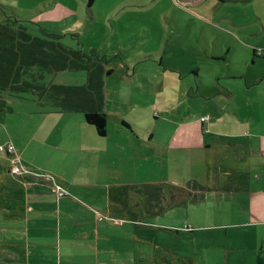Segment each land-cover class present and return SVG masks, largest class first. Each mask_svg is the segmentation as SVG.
<instances>
[{"label":"crops","instance_id":"1","mask_svg":"<svg viewBox=\"0 0 264 264\" xmlns=\"http://www.w3.org/2000/svg\"><path fill=\"white\" fill-rule=\"evenodd\" d=\"M164 1L174 8L184 7L178 6L179 0ZM182 1L187 8L196 2ZM256 1L261 8L247 18L250 22L244 33L233 34L236 40L237 35L249 37L253 45L243 43V47L252 50L253 64H258L255 67L245 70L244 65L229 64L224 73H219L215 70L219 63L209 61L216 71L211 83L201 79L200 69L194 70L196 77L187 79L192 68H182L178 62L177 72L157 62L140 67L146 69V83L165 102L163 108L155 96L149 100V105L157 109L155 117L179 118L173 119L176 126L163 140V146L157 141L156 126L136 123L121 110L123 105L137 107L134 101L139 100L128 104L112 92V102L107 98L104 105L109 115L106 136L99 135L81 113L48 110L31 111L37 114L38 123L28 138L25 133L21 138L13 130L5 144L15 146L24 174L14 175L11 156H1L0 190L5 193V204L0 206V240L5 232L13 239L10 255L14 259L22 254L23 264H139L143 260L144 196L136 188L146 183L165 184L175 159H183L182 169L184 162L188 169L199 165L205 171L213 164L220 181L215 180L210 189L220 200L216 209L208 203L204 210L217 213L215 217L232 219L226 223L231 226H225L234 229L231 243L241 239L243 244L247 240L253 246L252 251L241 252L238 244L227 241L235 255L226 264H232V260L234 264H264V0ZM119 3L129 13L136 10L129 9V5H144L138 0ZM187 11L168 17L176 29L177 18H185ZM172 34L175 36L176 31ZM253 36L259 41L262 37L263 42L256 43ZM258 48L263 49L262 56L256 55ZM215 55L223 58L222 54ZM136 70L137 66L132 74L127 72L130 82L137 79ZM222 77L232 81H223ZM182 95L188 98L186 105L169 103L172 97ZM192 98L202 102L192 105ZM205 116L209 119L204 121ZM159 164L162 177L156 170ZM165 185L168 195L170 185ZM175 190L177 194L185 192ZM146 209L147 217L160 215ZM217 226L185 224L180 228L188 232ZM0 249L4 248L0 245Z\"/></svg>","mask_w":264,"mask_h":264},{"label":"rangeland","instance_id":"2","mask_svg":"<svg viewBox=\"0 0 264 264\" xmlns=\"http://www.w3.org/2000/svg\"><path fill=\"white\" fill-rule=\"evenodd\" d=\"M119 1L99 0L97 4L89 7L88 0H0V19L7 15L22 18L21 14L36 12L27 8L39 7L41 11H37L34 17H40L41 24L46 26V29H50L49 31L62 34L61 44L74 49L81 47L87 51L97 49L99 54L106 55L109 61L105 63V101L108 98L112 102V96L119 94L121 101H127L128 104L131 100H139L134 101L137 107L123 105L121 110L136 123H142L144 126H156L157 141L160 146H163V140L166 136L171 135L176 126L173 119L177 121L179 118L172 119L165 115L155 117L154 112L157 109H153L149 105V100L155 96L163 103V108L165 102L160 96L155 95L153 86L146 83L147 80L144 78L147 74L143 72L146 69L140 68L143 64L152 66L150 63L157 62V65L160 63L163 67H168L167 70L174 69L176 72L177 65H183L182 68H192V71L200 69L201 79L207 83L212 82L216 72L214 66L209 65V61L219 63L220 66L215 69L219 73H224L229 64L244 65L245 70L250 66L258 65L253 64L252 57L255 58V55L252 50L248 51L243 47V43L253 45L250 43L249 37L237 35L239 39L236 40L233 35L244 33V29L250 22L247 18L252 17L253 14L256 15L257 9L261 8L256 0H227L224 2L222 0H206L200 6L192 3L188 8L187 5L182 4L181 0L178 1V6H184L183 8H174L171 2L164 0H151L150 2L138 0L144 2V5H129V9L136 7L132 13L124 11L126 7H120ZM184 9H188L189 12L187 11L185 18H177L178 30L168 17L170 18L171 15L172 18ZM221 14L222 16H220ZM230 17L240 24L235 23ZM213 24L220 27H215ZM262 26L261 23L260 27L262 28ZM29 28L32 33L40 34V29H37L36 26L30 24ZM174 30L176 31L175 36L172 34ZM41 34L43 35V33ZM261 39L262 37H260V41L255 40L253 36L256 43L263 42ZM149 53L154 54L150 56ZM215 53L222 54L223 58H216ZM115 54L119 55L115 56ZM175 62H178L177 65ZM186 64L187 67H185ZM135 66H137V79L130 82L127 72L132 74ZM141 73H143L142 76ZM187 77V79H193L196 75L193 72L191 75L187 73ZM186 78L184 77V80ZM89 80L88 69L52 70L46 72L45 77L38 80V84L88 86ZM222 80L232 81L230 78L223 77ZM109 92H112V96L109 95ZM55 93L59 97L61 96L60 93L55 92L54 88L47 91L46 97L39 95V92L13 94L4 91L0 102L2 104L0 105V144H5L10 140L13 130L18 131V136L21 138L23 133L28 138L32 127L38 123L37 114L31 113L32 110L59 111L54 109L51 104L42 105L44 101L41 98L54 99ZM86 93H89L87 89ZM171 100L169 103L172 102L171 104L176 107L179 103L185 105L188 103V98H184V95L178 99L172 97ZM201 102L202 100H193V98L191 100L192 105L197 103L195 106H199ZM74 112L84 115L80 111ZM4 155L6 154L0 151V158ZM175 162L172 164L171 173L165 175L167 177L165 184H175L179 189L186 191L179 195L178 200L174 202L171 201L169 192L164 209L165 211L171 210L168 214L159 213L158 217L145 215L147 204L144 197L143 260L139 261V264H226V260L234 258L235 255L234 249L228 244V242L231 243L229 239L232 237L234 229L225 228V226H231L226 223L232 219L229 220L222 215L215 217L217 213L204 210L208 203L214 205L216 209V203L220 200L210 189L215 180L220 181L218 179L219 172L214 173L213 164L210 170L205 171L199 165H196L192 170L188 169L186 162L182 169L180 163L183 162V159H175ZM161 169L162 166L159 164L156 169L158 177L163 176ZM194 182L199 183L198 186H202V188L194 185ZM4 204L5 193L0 190V206L4 207ZM2 215L3 213H0V219H2ZM185 224L218 226L197 228L198 231L186 232L180 228ZM227 232L229 236H227ZM147 235L154 239H148ZM156 236H158L157 243L154 242ZM12 240L11 237L6 236V232L0 240V245L4 248L0 249V264L24 263V260H21L22 254H19L18 259H14V255H10L12 252L10 248H14ZM231 244H238L241 252H250L253 249L247 240L244 243L247 247L241 239ZM231 262L234 264V260Z\"/></svg>","mask_w":264,"mask_h":264},{"label":"trees","instance_id":"3","mask_svg":"<svg viewBox=\"0 0 264 264\" xmlns=\"http://www.w3.org/2000/svg\"><path fill=\"white\" fill-rule=\"evenodd\" d=\"M95 1L88 0V6H92ZM202 1L196 0L194 3L199 4ZM182 4L187 5L185 1H182ZM27 9L36 12L21 14L18 11L22 18L7 15L0 19V102L4 91L13 94L39 92V95L46 97L47 91L54 88L55 92L60 93L61 96L55 93L54 99L40 97L44 101L42 105L51 104L54 109L64 112H83L86 121L96 128L98 134L106 136L109 115L104 110L106 98L104 75L105 63L109 61V58L99 54L97 49L87 51L81 47L74 49L61 44L62 34L49 31L50 29H46V26L41 24L40 17H34L41 9L39 7ZM30 24L40 29V34L32 33L29 28ZM255 52L257 56L263 55L261 48L256 49ZM80 68L89 71L88 86L38 84V80L43 79L46 72ZM86 89L89 93H86ZM208 119L207 116L203 117L204 121ZM124 122L131 126L126 121ZM194 185L198 186L199 183L194 182ZM198 187L202 188V186ZM169 189L171 201H177L179 195L182 194L175 193L178 186L170 185ZM136 191L145 197L146 207L152 210L153 214L164 210L165 201L168 199L167 185L146 183L137 187Z\"/></svg>","mask_w":264,"mask_h":264},{"label":"built area","instance_id":"4","mask_svg":"<svg viewBox=\"0 0 264 264\" xmlns=\"http://www.w3.org/2000/svg\"><path fill=\"white\" fill-rule=\"evenodd\" d=\"M0 151L7 153L11 156L12 161H13V167L11 168V172L16 175V176H20L22 174H24V169L21 166V164L19 163V156L16 153V148L13 144H2L0 145ZM60 187V186H58Z\"/></svg>","mask_w":264,"mask_h":264}]
</instances>
